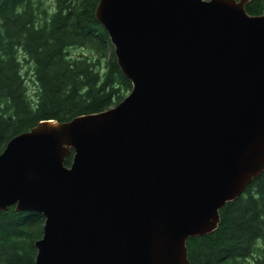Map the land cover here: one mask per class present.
Listing matches in <instances>:
<instances>
[{"label": "water", "instance_id": "water-1", "mask_svg": "<svg viewBox=\"0 0 264 264\" xmlns=\"http://www.w3.org/2000/svg\"><path fill=\"white\" fill-rule=\"evenodd\" d=\"M250 1L99 0L131 91L0 153V210L45 217L35 264H191L188 239L264 171V10Z\"/></svg>", "mask_w": 264, "mask_h": 264}, {"label": "trees", "instance_id": "trees-1", "mask_svg": "<svg viewBox=\"0 0 264 264\" xmlns=\"http://www.w3.org/2000/svg\"><path fill=\"white\" fill-rule=\"evenodd\" d=\"M98 2L54 0L48 7L44 0H0V153L41 121L100 112L131 91L110 36L96 19ZM246 9L259 15L264 0H251ZM73 155L66 157L67 166ZM220 213L214 232L188 239L191 264L264 261V171ZM44 222L41 213L0 210V264H35L34 243Z\"/></svg>", "mask_w": 264, "mask_h": 264}, {"label": "rangeland", "instance_id": "rangeland-1", "mask_svg": "<svg viewBox=\"0 0 264 264\" xmlns=\"http://www.w3.org/2000/svg\"><path fill=\"white\" fill-rule=\"evenodd\" d=\"M44 2H45V5L48 6V7H52L54 5V0H44ZM30 76H31V73H29V77ZM28 85H29V89H31V90L36 88V86L30 80H29V84ZM257 257H258V255H257ZM260 257L262 258V256H260ZM251 261H252V264H258V263H256L255 259H251Z\"/></svg>", "mask_w": 264, "mask_h": 264}]
</instances>
